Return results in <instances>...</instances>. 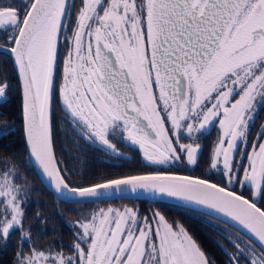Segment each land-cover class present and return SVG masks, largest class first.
I'll use <instances>...</instances> for the list:
<instances>
[{"label":"snow or ice","instance_id":"6c2138e0","mask_svg":"<svg viewBox=\"0 0 264 264\" xmlns=\"http://www.w3.org/2000/svg\"><path fill=\"white\" fill-rule=\"evenodd\" d=\"M0 57L16 71L27 154L17 163L0 145V246L15 236L12 264H213L183 225L133 207L94 209L69 222L70 245L36 246L27 163L65 200L145 194L206 209L234 227L227 247L217 242L226 264H264V0H0ZM11 88L0 70V98ZM216 125L204 174H178L200 167ZM121 144L153 171L70 183L65 153L86 163L84 147L119 156Z\"/></svg>","mask_w":264,"mask_h":264},{"label":"flooded vegetation","instance_id":"af4514ba","mask_svg":"<svg viewBox=\"0 0 264 264\" xmlns=\"http://www.w3.org/2000/svg\"><path fill=\"white\" fill-rule=\"evenodd\" d=\"M77 3H79V0H77ZM0 70L8 77V81L12 78L13 74L16 76V71L12 64L2 57H0ZM8 100L9 93L5 102ZM5 102L0 103V106ZM59 120H61V113L59 114ZM262 122H264V110L259 113L257 124ZM218 127L219 126L216 125L211 128L200 140L204 149L200 167L198 169H181L178 174H191L194 176H201L204 174L206 169L203 160L207 159L210 149L216 140ZM55 130L54 140L57 148V155L59 157V149L65 143V129L62 126V122L57 125ZM3 138L4 136H0V140ZM118 147L121 152L119 156L105 154L101 151H97L94 147H84L81 151V158L86 159V163L78 162L74 154L69 155L65 153L63 158L67 162V166L72 169L70 183L73 185L83 184L87 186L102 180L123 176L121 174L136 175L153 171L151 168L142 166V157L136 156L134 152L129 151L123 144ZM24 169L25 171L19 172L21 177L20 182L26 179L34 190L30 194L32 197L28 199L25 205V224L26 227H31V243H35L38 247L44 248L48 245L59 246L61 244L65 246L70 245L73 241V235L72 229L69 227V222L75 221L80 216L88 215L94 209L133 207L138 209L142 216L151 215L152 211L159 210L166 216L169 222H175L181 225L183 224L180 220L186 223L192 221L201 223L204 225L206 233L212 236L213 244L208 243V241L203 247L199 243L198 244L202 247L213 264H226V257L221 248L218 247L217 242L227 247V242L224 237L234 236L236 233L233 228L224 223L217 222L215 219L188 209L178 207L169 208L158 203L142 200H114L79 205L65 204L55 196H46L44 193L41 196L39 192H42V190L38 188L39 185L34 183L29 176V174L32 176L29 167L25 166ZM37 213H39L41 217L46 218L47 222L41 223L37 220ZM16 245L17 240L15 236H13L7 247L0 246V264H12L17 250Z\"/></svg>","mask_w":264,"mask_h":264},{"label":"trees","instance_id":"16d2710c","mask_svg":"<svg viewBox=\"0 0 264 264\" xmlns=\"http://www.w3.org/2000/svg\"><path fill=\"white\" fill-rule=\"evenodd\" d=\"M9 83L12 85L11 90L9 91V100L5 103H3L0 106V123H4L7 125H10L11 128H13V131H11V134L8 137H4L2 140H0V145L10 148L12 152L19 153L17 157V163L25 162L27 161V154L25 152V139H24V133H23V121H22V111H21V97L19 94V86L17 77L13 74L12 78L9 80ZM54 116H53V124H54V132L55 125L57 128V125L60 124L59 120V114L60 111L58 108H55L54 110ZM58 116V121L56 120V117ZM26 166L29 167V171L32 173L29 174L31 180L39 185V189L42 190V192H39L41 196L43 193L46 196H53L41 183L38 176L36 175L31 163H27ZM123 176H129L125 174H121ZM121 177V176H119ZM107 180V179H106ZM162 206H166L169 208H175L170 205L166 204H160ZM185 226V228L189 231V233L196 239V241L203 247L206 245L207 241L208 243H212V236L206 233L204 230V225L197 222H182Z\"/></svg>","mask_w":264,"mask_h":264},{"label":"water","instance_id":"95a60500","mask_svg":"<svg viewBox=\"0 0 264 264\" xmlns=\"http://www.w3.org/2000/svg\"><path fill=\"white\" fill-rule=\"evenodd\" d=\"M5 101H6V98H0V103L5 102ZM31 165H32V167H33L36 175L38 176L39 180L43 184V186L53 196H55L58 200H60L61 202L65 203V204L79 205V204H87V203L102 202V201H114V200H142V201H149V202H152V203L166 204V205H170V206L178 207V208H184V209H188V210H191V211H194V212L203 214V215H206V213H207V210L206 209L199 208V207H197L195 205H188V206H186L182 202H180V201H178V200H176L174 198L160 197V196L152 197L150 195H145V194H139V195L125 194L123 196L117 195V196L104 197V198H101L100 200H97V201H94V202L93 201H86V202H81V203H77V202L71 201V200H65L63 197L58 196L55 193L54 189L49 185L47 179L44 178L40 174V170L34 164L31 163ZM144 174H148V173H144ZM122 177H126V176H121V177H116V178H122ZM116 178H111V179H116ZM107 180H109V179H107ZM104 181H106V180H102V181L97 182V183H101V182H104ZM215 215H216L215 213L212 214V216H215ZM206 216H208V215H206ZM208 217H210V216H208ZM210 218H212V217H210ZM224 219H225L224 217H220V220L221 221H223ZM224 224H226L227 226L231 227L230 225H232V222L231 221H227ZM231 228L234 229V227H231Z\"/></svg>","mask_w":264,"mask_h":264},{"label":"rangeland","instance_id":"374dc122","mask_svg":"<svg viewBox=\"0 0 264 264\" xmlns=\"http://www.w3.org/2000/svg\"><path fill=\"white\" fill-rule=\"evenodd\" d=\"M54 110H55V108H54ZM55 114V113H54ZM56 120L58 121V116L56 117ZM60 123H61V120H60ZM2 125H4V123H0V126H2ZM55 129H56V125H55ZM10 131H13V128H10ZM20 171H25V169L24 168H21L20 169ZM30 197H32L31 195H30ZM181 221V223H182V220H180ZM183 224V223H182ZM184 225V224H183Z\"/></svg>","mask_w":264,"mask_h":264}]
</instances>
